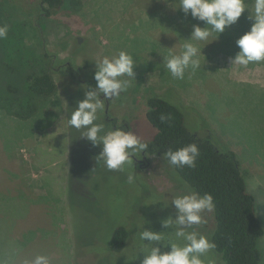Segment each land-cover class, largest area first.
Masks as SVG:
<instances>
[{
    "label": "rangeland",
    "instance_id": "1",
    "mask_svg": "<svg viewBox=\"0 0 264 264\" xmlns=\"http://www.w3.org/2000/svg\"><path fill=\"white\" fill-rule=\"evenodd\" d=\"M6 1L7 9H15L13 15L28 20L27 53L39 57L43 42L57 55L61 105L55 111L51 107L54 112L40 123V116L21 121L0 115V264H28L37 255L48 256L51 264H142L141 250L151 247L139 238L143 226L163 231L165 243L183 244L162 221L177 215L173 196L191 188L170 175L165 159L149 155L136 174L134 160L123 170L110 171L97 157L102 146L83 137L84 129L68 124L77 101L85 98L78 78L93 75L95 62L120 51L132 56L135 79L123 77L131 86L105 101L96 123L106 131L111 120L124 122L144 143L156 132L146 117L147 95L167 94L173 102H182L191 131L237 154L264 228V61L245 66L223 53L211 58L200 46L203 41H192L201 49V66L187 69L183 79L174 78L164 67V57L180 54L191 38L183 28L188 20L174 6L178 0H68L41 20V28L36 0H28L33 6L29 11L17 0L15 6ZM70 61L80 75L63 66ZM129 173L135 175L134 183H128ZM202 215L206 223L189 230L211 239L213 212ZM113 219L127 225L135 239L125 256L104 245L113 233ZM164 242L157 243L162 251L170 250ZM258 246L259 264H264V235ZM218 255L212 249L205 264H218Z\"/></svg>",
    "mask_w": 264,
    "mask_h": 264
},
{
    "label": "trees",
    "instance_id": "2",
    "mask_svg": "<svg viewBox=\"0 0 264 264\" xmlns=\"http://www.w3.org/2000/svg\"><path fill=\"white\" fill-rule=\"evenodd\" d=\"M10 1L14 5L16 0ZM17 1L20 6L22 4L28 9H24L25 11L33 8L28 0ZM67 1L36 0L35 7L39 11L38 27L41 28V20L52 17L66 6ZM6 2V0H0V24L9 25L8 37L0 40V115L21 121H34L40 116L41 119L38 121L40 123L49 112H54L61 105L59 85L55 79L56 62H58L55 57H58L51 53L43 42V53L39 57L27 53L29 46L25 42V29L28 26V20L13 15L15 9L10 7L7 9ZM73 2L76 4L77 0ZM246 2L249 7L252 6V0H246ZM178 12L184 20H188L183 28L188 30L190 35L193 25L206 26L203 21L194 19L190 14L185 15L182 9ZM248 17L249 10L246 9L239 20L226 28L223 33L220 35L212 33L209 38L214 40L213 42L203 41L200 46L210 52L211 58L213 54L219 53L235 57L240 51L236 41L250 30L253 23ZM63 66L69 68L76 76L80 75V68L78 69L73 61L63 63ZM94 74L88 77L81 76V79L77 77L78 84H82L83 90L87 91L95 87ZM170 99L167 94L157 93H150L146 97L149 108L146 117L156 132L150 140L144 142L147 144V149L136 157L139 160L133 157L136 165L135 174L138 170H142L141 166L145 165L142 162V160L145 161V156L158 155L164 158V152L169 149L176 150L187 144L197 143L200 155L194 168L173 167L165 159L171 166L170 175L200 194L213 195L214 229L211 240L215 243L214 249L219 253L218 264L219 262L222 264V261L225 264H259L262 252L258 244L264 235V228L256 214L255 197L247 190L246 178L237 154L233 150H224L214 140L202 138L191 131L186 124V107L182 102L178 105L179 101L175 103ZM51 107L54 111H51ZM106 108H109V103ZM111 124L112 128L119 126L129 130L124 122L119 124L118 121L111 120L107 127L110 128ZM110 227L114 230L110 240L104 245L116 255L129 254L132 249H127L126 254L123 253L129 246L131 238L134 239V237L127 225L113 219ZM97 244L103 245L99 239ZM135 245L133 247L137 249L138 246Z\"/></svg>",
    "mask_w": 264,
    "mask_h": 264
},
{
    "label": "clouds",
    "instance_id": "3",
    "mask_svg": "<svg viewBox=\"0 0 264 264\" xmlns=\"http://www.w3.org/2000/svg\"><path fill=\"white\" fill-rule=\"evenodd\" d=\"M174 6L206 25H193L191 38L183 44L182 52L164 57V67L174 78L183 79L187 69L195 71L201 66V49L192 41H207L212 33L220 35L236 23L246 9L249 10L248 18L253 23L250 30L236 41L240 51L233 58V63L246 66L264 61V0H252L251 7L246 0H179L178 6L177 3ZM8 33L9 25L0 24V40L6 39ZM95 63V87L86 91L84 99L77 101V106L68 118V124L76 129H84L83 137L94 146H102L97 157L108 170L120 171L125 164H133V156L139 157L147 149V144L131 130L119 126L105 131V126L96 123V120L97 113L105 110L106 100L118 98L131 86L132 81L123 77L135 79L134 60L128 52L120 51L112 58L104 57ZM161 120H164L163 116ZM199 155V145L193 142L176 150L169 149L164 152V159L173 167L194 168ZM127 179L131 184L136 177L129 173ZM171 203L175 205L177 215L164 219L162 225L164 228L173 229L176 239L182 240L183 244L171 241L165 243L163 231H154L143 226V230L139 231V238L143 242L147 241L151 247L141 250L145 254L142 264H205L204 257L215 248V243L208 235L189 229L193 225L206 223L202 214L214 208L213 195L200 194L189 189L174 195ZM161 241L165 246L171 245L170 250L162 251L157 243ZM28 264H51V260L46 255H37Z\"/></svg>",
    "mask_w": 264,
    "mask_h": 264
},
{
    "label": "flooded vegetation",
    "instance_id": "4",
    "mask_svg": "<svg viewBox=\"0 0 264 264\" xmlns=\"http://www.w3.org/2000/svg\"><path fill=\"white\" fill-rule=\"evenodd\" d=\"M135 159H136V160H139V158H136V157H135ZM145 161H147V162H148V160H147V157H146V156H145ZM145 161H144V160H142V162H144V164H145Z\"/></svg>",
    "mask_w": 264,
    "mask_h": 264
}]
</instances>
